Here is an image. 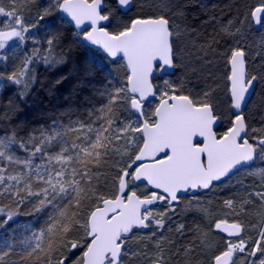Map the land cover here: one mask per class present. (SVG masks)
Segmentation results:
<instances>
[{
	"label": "snow or ice",
	"instance_id": "1",
	"mask_svg": "<svg viewBox=\"0 0 264 264\" xmlns=\"http://www.w3.org/2000/svg\"><path fill=\"white\" fill-rule=\"evenodd\" d=\"M133 6L134 0H48L46 6L0 0V62L5 68L10 62V70H0V95L17 86L15 96L26 98L38 66L64 65L73 45L92 52L78 68L85 78L103 66L98 57L117 67L122 60L127 69L123 80L116 71L105 78L97 93L104 102L88 109L86 119H56L24 136L21 125H9L11 135L0 136V230L15 232L19 216L43 218L39 226L20 225L19 241H4L0 264H264V110L259 126L245 110L257 86L264 90V0H252L222 24V51L215 38L199 46L219 60L201 56V69L190 71L209 63L224 71L222 78L201 77L198 87H190L187 72L177 75L188 67L180 48L187 29L174 20L183 13L172 14L163 2L124 19L123 10ZM57 13L70 17L68 36L61 18L41 39ZM254 29L258 43L248 40ZM144 41L150 44L138 54ZM28 44L22 57L10 60L7 49ZM184 105L210 125V135L191 137L193 169L174 176L166 168L171 144L155 154L145 150L161 110ZM0 108V121L19 111L13 98L0 100ZM240 172L254 182L238 180L236 191L217 200L221 186L236 188L231 181ZM189 214L199 222H180Z\"/></svg>",
	"mask_w": 264,
	"mask_h": 264
},
{
	"label": "trees",
	"instance_id": "2",
	"mask_svg": "<svg viewBox=\"0 0 264 264\" xmlns=\"http://www.w3.org/2000/svg\"><path fill=\"white\" fill-rule=\"evenodd\" d=\"M163 2L168 4L172 14L178 11L183 13L182 16H174V20L177 24L187 29V35L181 37L180 48L185 56V62L188 67L181 71L177 70V75L187 72L186 78L190 80V87L203 86L204 81L201 77H206L209 73L216 78H222L224 68L220 63H209L203 71L195 73L190 71V69H201L202 65L199 59L201 56H205V59L210 62L219 60V57L212 56L210 52L205 55L199 46L206 45L210 40L215 38L217 41V44L214 46L215 49L222 51L226 44L225 38L220 33L222 24L226 23L229 18L237 15L239 11L242 12L246 4L252 2V0H134L135 6L126 13V16H123V13L122 16L124 19L138 16L142 12L148 11L147 7L142 6ZM61 18L63 17H58V25L62 22ZM63 21L65 23L61 30L65 33V36H68L69 29L72 27L67 23L68 21L65 18H63ZM253 33L249 34L248 40L250 43L253 41L258 43L259 31L254 29ZM70 39L69 37V39L65 40L66 45L70 42ZM91 56V51H86L85 48L79 45H73L72 53L64 65L53 69H49L42 64L39 65L37 68L38 82L24 99L15 96L17 86L5 87L2 95H0V100L6 103L9 98H13L19 105V111L10 121H0V136H3L5 133L11 135L9 125L11 127L21 125L18 129V135L24 136L34 128L47 127L56 119L65 123L69 118L72 120L78 117L86 119L88 109H91L93 105L99 106L104 102L103 98L97 95V93L102 90L101 87L105 82V78L109 76L108 72L101 67L97 69L94 77L85 78L80 75L78 71L80 63ZM257 62H259L258 57ZM3 69L4 64L2 63L0 64V70ZM7 70H10V68ZM61 77L66 78L64 83L52 87L53 81ZM81 80H83V83H80ZM211 82L208 81V83ZM66 110H71L68 115H60ZM245 110L250 113V118L259 126L258 117L261 111L264 110V90L259 86L255 89ZM0 111H3V108H0ZM226 123L227 121L223 122L220 131L224 130ZM19 154L23 155L22 152H19ZM236 177L239 180H243L244 184L247 185H251L254 182L252 177L243 175V172L234 176V180ZM232 184L236 185V188L230 191L227 188L221 187V193L220 195L216 194V199L219 200L221 197H226L240 187V185L236 184V181H232ZM42 219V217L19 216L16 223L12 225V228L16 230L15 232L11 229L7 232L0 230V247L3 246L4 241L9 236L17 241L22 239V234L19 233V228H21L18 227L19 224L31 223L33 226H39L42 223ZM194 221L199 222L196 217L190 215L180 218V222L188 225H191ZM173 238L177 245L181 243L179 236H174Z\"/></svg>",
	"mask_w": 264,
	"mask_h": 264
},
{
	"label": "water",
	"instance_id": "3",
	"mask_svg": "<svg viewBox=\"0 0 264 264\" xmlns=\"http://www.w3.org/2000/svg\"><path fill=\"white\" fill-rule=\"evenodd\" d=\"M123 12L127 13L128 10L125 9ZM59 15L70 21V17L66 14L59 13ZM255 30L259 31V29ZM149 44V41L140 43L138 54H142ZM252 96L253 94L248 97V102ZM198 131L210 135V125L199 118L187 105H184L180 110L166 106L161 110L159 126L150 132L149 146L145 150V154H155L159 148L171 144L174 147L173 161L166 165V168L174 176L189 174L193 169L192 156L194 153V149L190 147V140Z\"/></svg>",
	"mask_w": 264,
	"mask_h": 264
},
{
	"label": "rangeland",
	"instance_id": "4",
	"mask_svg": "<svg viewBox=\"0 0 264 264\" xmlns=\"http://www.w3.org/2000/svg\"><path fill=\"white\" fill-rule=\"evenodd\" d=\"M37 3L39 4V5H41V6H46L47 5V3H48V0H37ZM123 13V12H122ZM58 17H60V15H59V13H57V14H55V16L54 17H49L48 18V21H47V24L44 26V30L43 31H41L40 33H39V37L42 39L43 38V36L45 35V32L47 31V29L49 28V27H52L53 26V21L55 22V25H58L59 24V19H58ZM3 18H0V20H2ZM31 47V44H28V45H21V46H19V47H17V48H15V51H13V48H9V49H7L6 51H7V53H8V55H9V57H10V60H11V58L14 56V55H18V56H23V54H24V52H26L29 48ZM97 60H98V63H102V67L101 68H103V69H105L107 72H108V74L110 75L111 73H113L114 71H116V73L120 76V79L121 80H123L124 79V70H125V73H126V68H124L123 67V64H124V61H119V64L121 65V67H117V65L116 64H111L110 63V61H108V59L107 58H105V60H103V61H101L100 60V58L98 57L97 58ZM0 64H2V62H0ZM8 68H10V62H9V67ZM8 68H5L4 67V69L3 70H7ZM237 180H239V178H237L236 177V179L234 180V178L232 179V181H237ZM232 181H231V183H232ZM222 187V186H221ZM220 193H221V190H219V191H217V192H215L214 193V195H215V197L217 196V195H220ZM217 194V195H216ZM212 195L213 194H209V198H211L212 197ZM190 216H192V217H196V216H193L192 214H189ZM181 217H184V216H181ZM180 217V218H181ZM186 217V216H185ZM197 218V217H196ZM198 219V218H197ZM20 226V224L18 225V227ZM17 227V228H18ZM19 230H20V234H22L23 232H24V229L23 228H19ZM1 237V236H0Z\"/></svg>",
	"mask_w": 264,
	"mask_h": 264
},
{
	"label": "flooded vegetation",
	"instance_id": "5",
	"mask_svg": "<svg viewBox=\"0 0 264 264\" xmlns=\"http://www.w3.org/2000/svg\"><path fill=\"white\" fill-rule=\"evenodd\" d=\"M221 127H222V124H221V126H219V127H218V129H217V130H218V131H220ZM220 132H222V131H220Z\"/></svg>",
	"mask_w": 264,
	"mask_h": 264
}]
</instances>
